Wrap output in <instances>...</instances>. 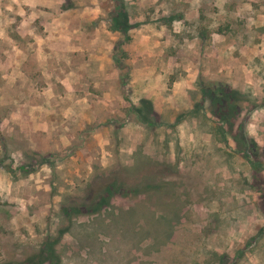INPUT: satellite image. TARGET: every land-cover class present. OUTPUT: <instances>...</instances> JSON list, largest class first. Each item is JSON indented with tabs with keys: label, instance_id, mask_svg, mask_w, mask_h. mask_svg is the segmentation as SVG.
Returning <instances> with one entry per match:
<instances>
[{
	"label": "rangeland",
	"instance_id": "obj_1",
	"mask_svg": "<svg viewBox=\"0 0 264 264\" xmlns=\"http://www.w3.org/2000/svg\"><path fill=\"white\" fill-rule=\"evenodd\" d=\"M59 16L112 52L116 124L70 144L0 109V264L57 238L60 264H264V0H0V49Z\"/></svg>",
	"mask_w": 264,
	"mask_h": 264
},
{
	"label": "crops",
	"instance_id": "obj_2",
	"mask_svg": "<svg viewBox=\"0 0 264 264\" xmlns=\"http://www.w3.org/2000/svg\"><path fill=\"white\" fill-rule=\"evenodd\" d=\"M28 16L22 14L32 24ZM52 21L54 31L33 29L13 39L27 41L28 46L14 43L9 52L0 49V61L4 55L12 59L11 71L0 75L5 79L0 109L10 107L7 120L18 127L27 125L32 135L59 137L71 144V132H86L93 124L105 132L116 124L99 116L116 100V86L109 84L115 60L109 49L86 42L89 34L84 27H73L62 16ZM29 143L33 151L39 150L33 139Z\"/></svg>",
	"mask_w": 264,
	"mask_h": 264
},
{
	"label": "trees",
	"instance_id": "obj_3",
	"mask_svg": "<svg viewBox=\"0 0 264 264\" xmlns=\"http://www.w3.org/2000/svg\"><path fill=\"white\" fill-rule=\"evenodd\" d=\"M113 29L117 31V24L114 26ZM129 29H132V27L126 24L125 30ZM152 189H157L158 191H161L164 189V185H159ZM121 190L122 187L117 182L109 183L108 185L97 191L94 200H91L89 204L85 205V207H87L86 211H89L91 214L99 213L104 208L110 205L111 199L114 197V195L121 192ZM82 211L83 210L80 206H74L71 208L64 209V213L67 217L70 216V212L75 215H81L83 213ZM67 231L68 228L62 229L60 231V236L64 235ZM59 242V238L44 242L37 251L30 253V255H28V257L19 264H60L61 259L57 253V245L59 244Z\"/></svg>",
	"mask_w": 264,
	"mask_h": 264
}]
</instances>
